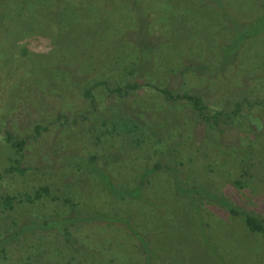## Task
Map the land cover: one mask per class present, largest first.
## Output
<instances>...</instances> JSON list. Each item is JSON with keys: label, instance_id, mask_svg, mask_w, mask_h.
<instances>
[{"label": "rangeland", "instance_id": "1", "mask_svg": "<svg viewBox=\"0 0 264 264\" xmlns=\"http://www.w3.org/2000/svg\"><path fill=\"white\" fill-rule=\"evenodd\" d=\"M59 1L0 0V264H29L31 253L44 264H264L262 236L228 210L264 218V103L212 128L189 103L167 102L149 88L117 96L100 86L94 104L84 95L107 79L110 87L147 80L192 90L212 112L262 99L264 0H77L76 9L53 15ZM113 57L134 73L115 70ZM36 124L46 126L40 135ZM7 130L26 139L23 156ZM157 162L163 173L144 189L156 216L98 195L104 184L96 169L118 188L131 187ZM11 164L27 169L3 173ZM236 175L245 176L244 187L227 182ZM46 184L111 215L130 213L156 253L142 254L121 221L78 224L69 243L55 230L20 233L46 210L20 200ZM193 186L217 196L193 195Z\"/></svg>", "mask_w": 264, "mask_h": 264}, {"label": "trees", "instance_id": "2", "mask_svg": "<svg viewBox=\"0 0 264 264\" xmlns=\"http://www.w3.org/2000/svg\"><path fill=\"white\" fill-rule=\"evenodd\" d=\"M37 1V0H34ZM42 1V0H39ZM71 1H77V0H60L59 2H57V5L55 6V10L52 13L53 15H55V13L57 11H61V13L63 15H65V11L71 10V9H76V6L71 7L70 5H75V3H72ZM102 1V0H100ZM99 1V2H100ZM141 1V0H140ZM145 0H142L141 3H143ZM96 3L99 4L98 1H92V3ZM140 2H138V6H140L141 4ZM102 4V2H100V5ZM101 9H103V6H100ZM67 12V13H68ZM57 20H62L61 16L59 17H54ZM152 20V19H151ZM149 25L151 26L152 22L148 21ZM152 27V26H151ZM149 30V28H148ZM112 59V58H111ZM114 61H113V66L114 69H119L120 71L125 72L126 74L130 75L134 73L135 70V66L133 67V70H129L128 66L124 64V62L126 61V59L124 61H121L120 58L117 59L115 57H113ZM110 60V59H109ZM190 69L189 67L186 68V70ZM181 73H185V72H181ZM100 86H105L108 88L109 92L112 94H116L117 96H124V95H128L131 92L134 91H142L144 89H152L153 91H156L159 95L163 96V98L165 99V101L167 102H187L191 105V108L196 112L197 116L199 118L202 119V121H204V123H206L209 127L215 128L219 125L222 124H228L229 120L234 119L235 117H237L241 111L242 108L245 105H248L250 107H255L256 104H263L264 103V97L260 100H256L253 103L251 101H249L248 98H244L243 101L241 102H237L236 103V107L231 111V112H227L223 109H217L215 111L212 112V110H210L209 105L205 102L204 98L200 95L197 94L195 92H193L192 90H186V91H172L169 87L166 86H162L147 80L144 81H139V82H135L132 83L130 81H127L126 85L122 86L121 84H118L115 87H110L108 86V80L107 79H103V80H96V82H94V84L87 88L84 91V95L88 98L91 99V102L94 104V97L92 95V90L94 88L100 87ZM127 122V121H126ZM136 123V122H134ZM133 125L135 127H137L138 125L134 124ZM35 131L37 134H41L42 131L44 129H46V126L43 124H36L35 125ZM6 140L10 143H12V145L15 147V149L17 150V152L19 153L20 157L23 156L22 151H23V147L24 144L26 142L25 138H17L12 132L10 131H6ZM95 158V156H91L88 161L86 163H93V159ZM16 161H20V158L15 159ZM216 161V160H215ZM215 164V163H214ZM218 165V168L223 170L225 169L224 166L221 165L220 168V164H216ZM80 166V165H77ZM176 167V166H175ZM177 168V167H176ZM27 168L25 167H20V166H15L13 164L7 166L4 170L3 173H14L15 171H19V172H23L25 171ZM168 170L164 171L166 174H168L169 176V172L170 171H174V169L172 167L167 168ZM211 169V167H210ZM218 169V171H219ZM164 168L162 167L160 162H157L155 164L154 167L152 168H148L144 171V173H142L140 175V177L138 178V182L131 187H121L118 188L114 182H112L110 176H108L107 174L102 173L103 171L101 170H97L96 171L101 175L100 178L102 180V183L104 184V188L99 189V191H101L100 194H106L109 195V197L115 199L116 201H129L132 202V207L135 206V209L137 210L136 213L140 214L142 213V211L144 210V207H146V209L150 212V214L155 215V211L156 209L153 208L155 207L153 204V207L150 204V206L148 207L147 204L148 202H152V198L153 196H151V193L149 195H146L145 193V188L146 186H148V184L151 183V181H153L155 178L158 177V175L163 173ZM162 172V173H161ZM102 173V174H101ZM163 176V175H162ZM3 174L2 172H0V179H2ZM178 180H180V175L176 176ZM245 176L243 175H236V177H234L233 179L228 178V183H230L231 185H233V187L238 188V187H244V180ZM248 180V179H247ZM180 183V181H179ZM86 187L89 188V185L86 184ZM207 187V186H206ZM192 193L194 192L193 195H199L200 192H205L204 188H198L196 186L192 187ZM94 192V189L90 190V193L92 194ZM65 193V192H64ZM89 193V194H90ZM191 193V194H192ZM63 194V193H62ZM62 194L58 193V190H53V188L51 187L50 184H46L43 185L41 187H39L36 192L34 194H26V198L20 200L21 202H28L30 204H35L37 202L40 201V203L44 206H46V210L44 211V215L42 216V218H38L40 219V222H37L35 220V222H32L33 224L31 225V227H29V229H27L26 231H21L20 233H29L31 234L32 238L35 237V235L40 233H46V232H51L53 230L57 231L59 235H61V237L64 239L65 242H71L72 239V234L76 231V228L78 227V224L81 223H91L94 221H114V222H118L121 221L122 223H124L127 228L131 231H128V234L131 235L132 240H136V242L138 243L141 242L142 246L140 245L139 247V251L142 252H153L154 254L156 253L155 249H151L148 248V243L145 241V238L143 235L140 234L139 231H137L136 226H138V224H135L132 221V218H134L133 216L131 217L130 213H124V216H118V214L115 215H111L109 212H103L101 211L99 208L93 207L92 205H88V202H82L81 199H77L76 197L73 196H67L65 195L64 197L62 196ZM97 195V196H98ZM205 195L207 196H212V197H216L217 195L211 193L209 194L208 192H205ZM86 193H84V195H82L81 197H83V199L88 198L89 202H92L91 197H85ZM92 196V195H91ZM178 196L180 198L185 197L182 194H178ZM196 196V197H197ZM80 197V198H81ZM201 204L203 201V198H201ZM15 200L14 196L12 195H8L5 198V204L8 207V209H13L14 205H13V201ZM223 201V200H221ZM65 203V209L66 212L64 214L61 213V208H59V205L62 204L64 205ZM81 203L83 204L82 206ZM50 204V212L47 210V205L49 206ZM204 204V203H203ZM202 204V206L205 208V206ZM229 203H227L228 205ZM81 208H78V207ZM201 206V207H202ZM202 207V209H204ZM228 210L230 211V213L233 216H241L243 218V221L245 223V226L247 227V229L249 230V232L251 234H259L262 236L263 238V243H264V218L259 217L253 213L247 212L243 209H239L234 205H230L228 206ZM141 210V211H140ZM59 212V213H58ZM157 215V214H156ZM155 215V216H156ZM140 217V215L136 216V219H138ZM109 222V221H108ZM80 228L82 225H79ZM19 232L15 233V235L17 236ZM7 240V238H5ZM32 247L34 248V245L32 244ZM159 252L162 253V250L159 248L158 250ZM143 254V253H142ZM152 254V257L149 259L150 261H155L157 260V255ZM163 254V253H162ZM161 254V255H162ZM30 257L34 258V262H30L29 264H44V262L47 263L46 260H44V257L39 254H35V253H31ZM47 258V257H46ZM20 260L23 261V258H19ZM30 259V258H29ZM27 260V259H26ZM26 260H24L23 264H26ZM165 262V260H164Z\"/></svg>", "mask_w": 264, "mask_h": 264}]
</instances>
